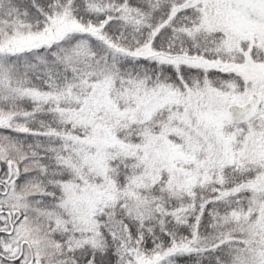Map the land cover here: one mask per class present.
<instances>
[{
    "label": "snow or ice",
    "instance_id": "1",
    "mask_svg": "<svg viewBox=\"0 0 264 264\" xmlns=\"http://www.w3.org/2000/svg\"><path fill=\"white\" fill-rule=\"evenodd\" d=\"M0 264H264V0H0Z\"/></svg>",
    "mask_w": 264,
    "mask_h": 264
}]
</instances>
